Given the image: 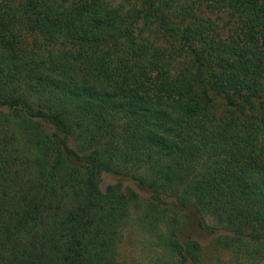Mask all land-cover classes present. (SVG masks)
Wrapping results in <instances>:
<instances>
[{"label":"trees","instance_id":"obj_1","mask_svg":"<svg viewBox=\"0 0 264 264\" xmlns=\"http://www.w3.org/2000/svg\"><path fill=\"white\" fill-rule=\"evenodd\" d=\"M134 222L264 264V0H0V264H121Z\"/></svg>","mask_w":264,"mask_h":264},{"label":"rangeland","instance_id":"obj_2","mask_svg":"<svg viewBox=\"0 0 264 264\" xmlns=\"http://www.w3.org/2000/svg\"><path fill=\"white\" fill-rule=\"evenodd\" d=\"M222 20L226 21L227 19L223 17ZM117 182H119L118 178L110 174H104L102 190L106 191L110 185L116 184ZM124 183H126V186L130 185L132 188L138 191L144 198L148 197V195L136 185H133L129 182ZM149 240V236L142 229V227H140L137 222H134V224L126 233L121 248L120 263L156 264L154 263V259H152L154 257V254L150 250H148ZM202 243L205 249L206 264H217L219 258L222 261L224 260L225 264L230 263L228 256L216 247L214 237L210 236L208 239L203 240Z\"/></svg>","mask_w":264,"mask_h":264}]
</instances>
